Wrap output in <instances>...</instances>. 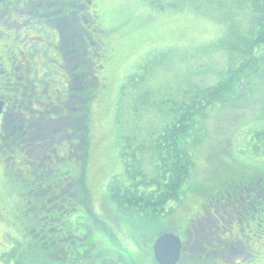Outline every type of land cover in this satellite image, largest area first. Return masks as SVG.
<instances>
[{
	"label": "trees",
	"instance_id": "obj_1",
	"mask_svg": "<svg viewBox=\"0 0 264 264\" xmlns=\"http://www.w3.org/2000/svg\"><path fill=\"white\" fill-rule=\"evenodd\" d=\"M143 1L157 11L187 10L217 24L219 32L216 39L190 50L191 55L201 53L198 60L204 61V56L206 61L198 63L200 68L195 71H185L183 82L159 86L154 78L164 54L158 51L148 55L117 88L111 106L113 144L122 170L107 179L98 211L90 186L95 175H100L92 163L103 148L91 135L92 107L108 97L112 81L107 67L118 57L108 47V31L101 26L97 12L89 10L97 1L88 7L91 22L84 27L77 21L84 10L65 0H0V100L5 103L0 118V222L3 216L7 220L0 264H157L152 242L167 232L177 234L183 242L181 257L193 248L190 259L187 257L189 264H218L203 254L202 242L190 241L199 227L192 218L200 214L201 222L206 221L202 226L210 227L205 213L208 206L218 203L220 207L230 198L235 200L228 194L232 188L247 196L257 197L259 190L264 194V160L240 164L220 156L226 163L217 162L220 171L210 177L207 190L201 191L205 195L211 190L213 195L207 199L208 192L205 197L197 193L201 198L198 208L190 203L194 159L200 146L209 141L210 117L219 109L233 110L230 107L235 103H258L262 110L258 116L264 121V0ZM65 18L77 25L83 41L68 26L67 39L76 44H62L60 38L57 45L50 46L45 38L49 32L60 35L56 20L64 23ZM20 21L43 38L31 41ZM4 22L7 24L1 25ZM89 33L91 40L86 39ZM66 67L78 77L70 85L65 83L69 77ZM29 80L41 86L36 97H46L45 91L56 88L55 96L75 102L74 112L61 105L56 116L65 123L60 131L64 138L42 156V151L21 142L27 133L22 139L11 134V125L17 123L13 115H30L24 111L27 94L35 91ZM15 98L20 102L15 103ZM70 116L77 118L76 123L69 122ZM249 138L252 141L247 139V143L252 142L254 150L262 148L264 127H254ZM239 149L244 154L251 151ZM261 151L264 154V148ZM215 194L221 196L211 203ZM235 221L244 222L236 234L253 229L250 235L241 234L245 248L248 239L263 245L262 252L249 254L247 250L245 262L252 264L258 260L257 254L264 255V212L251 220ZM128 229L134 233L131 253L122 251L119 242V237L127 239ZM207 245H214L209 238L203 248Z\"/></svg>",
	"mask_w": 264,
	"mask_h": 264
},
{
	"label": "rangeland",
	"instance_id": "obj_2",
	"mask_svg": "<svg viewBox=\"0 0 264 264\" xmlns=\"http://www.w3.org/2000/svg\"><path fill=\"white\" fill-rule=\"evenodd\" d=\"M89 10L97 12L101 26L108 31V47L118 57V60L111 66L112 88L108 97L92 107L94 120L91 135L94 141L98 142V145L103 148L94 157V164L92 163L100 171V175L98 178L96 177L97 174L95 177L93 176L96 179H93L94 185L92 183L90 186L95 197L94 210L99 211L107 179L114 174L119 175L122 170L117 149L115 150L114 148L116 137L111 111L112 98L117 92V88L125 77L141 64L148 55L158 51L164 54V58L161 60L162 65L158 67L159 73L154 78L159 83V86L163 87L183 82L185 71H195V69L200 68L198 63L204 64L206 61L204 56H201L204 61L198 60V55L201 53L197 55L194 52L196 55H191L190 50L197 49L193 47L204 42L216 39L219 30L217 24L209 20L205 21V19L191 14L187 10L176 11L167 9L157 11L143 0H100L98 6ZM63 27L64 33H66L69 28L67 26ZM28 37H31V41L42 38L37 30L28 32ZM0 43H2L1 40ZM158 58H160V55L156 57V59ZM257 104L235 103V105L230 107L231 109L234 108L233 110L219 109L213 118L210 117L208 121L209 131L207 133L209 134V141H205L200 146L194 159L193 188L190 189L192 193L190 195L193 198L190 203L193 207L198 208L200 206L198 204L201 198L197 193L203 194V197H205L208 192L207 199L213 195V193L209 194L211 190L207 191L205 195L201 191L207 190V185L211 181L210 177L220 171L217 162H222L221 157L230 159V163H234L233 160H235L240 164L243 161L256 163L259 159L264 160V154H261L264 142L262 143V148L257 150L252 148V142L247 143V139L252 141L249 138V134L254 127H264V121H260L258 116L262 113V110L259 109L260 107ZM63 138L62 136L60 140H63ZM55 140L57 139L55 138ZM95 142L91 143V148ZM55 143L56 141L51 143V146H56ZM46 145L45 150L50 147V143H46ZM97 147L95 146L94 148ZM239 148L250 149L251 151H248V154H244L240 153ZM42 149L39 148L38 150L41 151ZM224 163L226 161L222 162L223 165ZM110 166L111 168L109 169ZM2 184H5L3 180ZM232 189V191H228V194L230 197H234L235 200L230 198L221 208L218 203L216 207L211 204L205 212L207 215L209 214L208 220L210 222L208 224L213 229H210L208 225L207 227L202 226V222L206 221L202 220L201 222V215L197 214L192 219L199 224V227L189 239L191 241L194 238V240L202 242L203 254L218 264H225V262L250 264L245 262L248 260V257H245L248 256L247 250L249 254L255 252L254 250L262 252L263 245L259 244V246H256L251 239H248L245 242L246 249L240 242L241 234L250 235L253 229L244 228L237 235V228L243 227L244 222L241 225V223L237 224L235 220L237 218L243 219L244 217L251 220L252 216L254 218L260 216L264 212V194H261L259 190L257 197L247 196L245 191L237 193L235 188ZM252 190L254 189L252 188ZM220 194H215L211 203L219 200ZM219 215L225 218L224 222L221 221ZM6 221L5 216H3L0 222V242L7 240L5 236L6 227H4ZM165 228L161 229V231ZM128 233L127 239L119 237V242L122 246L121 250L125 253H131L130 251L135 246L130 242L132 240L131 237L134 238V233H131L129 229ZM206 238H212L214 245H207L204 249L203 245H205ZM99 239L101 243L105 244L102 238L99 237ZM189 239L185 240L186 244H188ZM261 241H264V235ZM107 245L111 246L108 242ZM113 245L116 246L117 244ZM192 250L193 248L189 247V250L180 257L176 264H189L187 257L190 259L189 255L193 254L191 253L193 252ZM197 251L198 249L196 248L194 252L196 253ZM256 259L258 260L256 262L253 261L252 264H264V255L257 254Z\"/></svg>",
	"mask_w": 264,
	"mask_h": 264
},
{
	"label": "flooded vegetation",
	"instance_id": "obj_3",
	"mask_svg": "<svg viewBox=\"0 0 264 264\" xmlns=\"http://www.w3.org/2000/svg\"><path fill=\"white\" fill-rule=\"evenodd\" d=\"M66 3L70 6L73 7H78L79 10H84L83 14H81V17H79L77 19V21H79L84 27H86V25L91 22L89 18H91V14H89V10L88 7L90 5L93 4V1L95 0H65ZM96 5L94 6H98V2L100 0H96ZM32 3V1H30ZM59 11V10H58ZM74 14V13H73ZM95 16V15H94ZM68 17V16H65ZM97 17V16H95ZM58 21V23L60 24V29H59V33L60 35L55 34L56 32H49L48 35L49 37L45 38V40L47 41V43L52 46V45H57L58 42H60V38L62 41V44L68 45V46H72L73 44H76V41L74 42V40L67 39V35L66 33L62 34V29L63 26H69L71 28H73V31L75 32L74 34L77 36V38H79V41L82 42V36L79 35V33L81 32L79 30V28L77 27V25H75L76 27L72 26V22L73 21H69L67 23V19L65 18V22L62 23V21L60 19L56 20ZM7 24V22L1 23V25L5 26ZM19 24L23 27L25 25V22L20 21ZM24 28V27H23ZM25 31L27 32V36L28 37V32H33L34 30L32 29H28V28H24ZM95 32V30H94ZM91 33L88 34V38H86L87 40H91ZM74 37V36H73ZM109 37V36H108ZM31 39V37H29ZM43 38V37H42ZM49 41V42H48ZM68 69V79L65 81V83H67L68 85H70V83H75L78 79V77L73 76V71H69V67H66ZM108 71H111V68L108 66L107 67ZM106 73V72H104ZM102 73V74H104ZM111 75V73H110ZM72 76V78H71ZM80 78L83 77V74L79 76ZM71 78V79H70ZM18 79H20L18 77ZM30 81V80H29ZM15 82V81H13ZM82 82V81H80ZM83 82H85L83 80ZM31 83V87L34 90H32L33 95H29L27 94V98H26V104L27 107H24V111L26 113H29L30 115L28 117L23 116H19L18 112H16L13 115V119L16 118L17 119V123L14 125H11V134L13 135L14 139H22V137L25 136V134L27 133L28 136L24 137L21 142H25L29 147L33 146L31 148V150L33 149H39V148H43L41 151V155L45 154V148L47 147L46 143H54L55 141L58 142L60 140V138L62 137L60 135V131L61 128L65 125V123L62 122V120H60V116H56L57 112H59L61 110V105H64L68 110L74 112L76 111L74 105L75 102L74 101H67L64 99L63 96L59 97L55 96L56 91H58L56 88H50L49 91H45V93L47 94L46 97L44 96H40V97H36L37 95V89H41L40 85H36L34 83ZM86 83V82H85ZM29 87V88H31ZM59 92V91H58ZM56 98V99H55ZM69 98H71V94H69ZM15 103L20 102L19 99L15 98ZM69 102V103H68ZM3 103V108H2V112L0 114V118L2 116V113L4 111V106L5 103L2 100ZM37 104V107H36ZM19 106H21V104H19ZM13 108H15V106L13 105ZM34 114V117H33ZM50 115V117L46 120V123L44 122L46 117ZM11 118L9 117V120ZM59 119V120H58ZM69 122L71 123H76L77 118L73 117H69ZM45 123V124H44ZM10 124L9 121L6 122V125ZM65 127V126H64ZM57 132V133H56ZM56 133V134H55ZM56 135V136H55ZM72 133H70L68 136H71ZM55 138L57 140H55ZM51 152L54 150H50ZM221 221H225V218L221 215H219Z\"/></svg>",
	"mask_w": 264,
	"mask_h": 264
},
{
	"label": "water",
	"instance_id": "obj_4",
	"mask_svg": "<svg viewBox=\"0 0 264 264\" xmlns=\"http://www.w3.org/2000/svg\"><path fill=\"white\" fill-rule=\"evenodd\" d=\"M2 103L0 102V112ZM182 242L175 233L159 235L152 244V254L158 264H176L180 258Z\"/></svg>",
	"mask_w": 264,
	"mask_h": 264
},
{
	"label": "bare ground",
	"instance_id": "obj_5",
	"mask_svg": "<svg viewBox=\"0 0 264 264\" xmlns=\"http://www.w3.org/2000/svg\"><path fill=\"white\" fill-rule=\"evenodd\" d=\"M148 65V64H147ZM147 69V68H146ZM146 71V70H145ZM150 71V70H149ZM151 72V71H150ZM193 92V91H192ZM188 94V93H187ZM190 95V94H189ZM157 97V96H156ZM160 97V96H159ZM149 98V97H148ZM153 98V97H152ZM187 99V98H186ZM130 101V100H129ZM183 101V100H182ZM127 102V101H126ZM160 102V101H159ZM184 102V101H183ZM187 102V101H186ZM154 105H156V104H154ZM161 105V104H160ZM129 106V105H128ZM140 106V105H139ZM179 106V105H178ZM132 107H133V105H132ZM137 108V107H136ZM163 108V107H162ZM167 108V107H166ZM135 109V108H134ZM158 109V108H157ZM130 110V109H129ZM163 110V109H162ZM170 110V109H169ZM132 113V112H131ZM135 113V112H134ZM166 114V113H165ZM177 114H179V113H177ZM139 116V115H138ZM168 121H170V120H168ZM163 126V125H162ZM131 129V128H130ZM151 129V128H150ZM152 130V129H151ZM159 130V129H158ZM156 131V130H155ZM125 138V137H124ZM135 138V137H134ZM126 142V141H125ZM128 142H130L129 140H128ZM169 148V147H168ZM153 152V151H152ZM159 152V151H158ZM147 155V154H146ZM163 161V160H162ZM130 187V186H129ZM157 189V188H156ZM138 193V192H137ZM144 194V193H143ZM157 203V202H156Z\"/></svg>",
	"mask_w": 264,
	"mask_h": 264
}]
</instances>
